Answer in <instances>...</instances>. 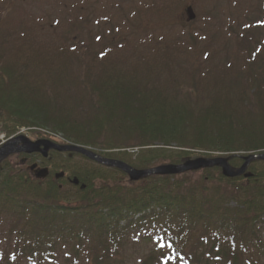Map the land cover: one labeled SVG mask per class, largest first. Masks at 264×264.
Masks as SVG:
<instances>
[{"label": "trees", "instance_id": "obj_1", "mask_svg": "<svg viewBox=\"0 0 264 264\" xmlns=\"http://www.w3.org/2000/svg\"><path fill=\"white\" fill-rule=\"evenodd\" d=\"M12 67L7 85L0 83V124L8 131L20 125L48 126L109 157L115 148L154 145L138 154V168L153 166V160L181 163L217 153L239 166L243 156L264 152V76L251 67L230 80L246 86L237 100L213 92L199 96L195 90L187 94L189 100L170 98L150 81L136 83L134 75L113 90L92 88L89 83H112L115 78L87 74L80 89L82 102L72 93L69 110L47 93V85L41 89L35 80L28 85L24 66ZM171 145L183 149L169 154ZM250 170L253 177L248 179L227 178L220 167H211L196 181L185 173L131 182L123 172L118 177L106 175L101 167L84 169L76 173L81 183L76 203L68 205L61 203L66 195L56 182L48 180L43 188L32 176L25 179L0 168V214L14 217L11 231L18 251L32 259L63 241L77 250L86 247L90 264H109L131 232L141 233L148 223L158 222L174 247L159 259L162 264H203L201 246L214 255L212 264H251L248 260L258 262L264 256V161L253 162ZM205 178L216 179L217 187L209 190ZM159 262L151 257L141 264Z\"/></svg>", "mask_w": 264, "mask_h": 264}, {"label": "rangeland", "instance_id": "obj_2", "mask_svg": "<svg viewBox=\"0 0 264 264\" xmlns=\"http://www.w3.org/2000/svg\"><path fill=\"white\" fill-rule=\"evenodd\" d=\"M188 6H192L193 20L188 19ZM261 46H264V0H0V83L9 82L13 63L24 66L21 70L29 74L28 85L33 80L41 89L47 85V93L57 96L67 110L72 93L78 97L77 103L82 102L80 89L87 74L108 73L115 78L112 83H89L92 88L113 90L126 85L128 76L134 75L136 83L144 85L150 81L156 90L170 98L186 96L189 100L187 94L195 90L199 96L213 92L237 100L246 86L230 83L234 75L251 67L250 70L261 71L264 76V49L260 51L262 56H258ZM117 79L121 82L117 83ZM3 88L0 84V91ZM201 104L207 103L201 100ZM73 113L79 114V109ZM19 132L32 138L36 132L53 133L60 140L74 143L62 131L48 126L20 125L8 131L0 124V139ZM86 146L96 149L93 145ZM152 147L115 148L111 155L139 166L138 154ZM167 148L169 154L183 149L176 145ZM20 159L19 156L7 159L1 170L25 179L31 177L26 169L29 162L21 164ZM168 162V158L153 160L152 165ZM47 163L55 170H65L70 177L80 169H100L78 154H54ZM260 165L257 163L258 169ZM101 169L108 176H121L118 170ZM202 173L193 171L187 176L196 181ZM215 180L206 179L209 190L217 187ZM47 181L42 182L43 188ZM64 184L66 198L61 203L74 205L77 188L66 179ZM14 223L10 213L0 214V264H90L86 247L77 250L63 241L40 259L23 256L15 242ZM141 232L127 236L120 243L119 255L111 258L109 264H141L151 257L159 262L172 252L174 247L167 241L168 234L158 222L148 223ZM199 254L203 255V264L214 261V255L210 257L204 246ZM171 259L167 262L171 263ZM248 261L264 264V256L258 262Z\"/></svg>", "mask_w": 264, "mask_h": 264}, {"label": "water", "instance_id": "obj_3", "mask_svg": "<svg viewBox=\"0 0 264 264\" xmlns=\"http://www.w3.org/2000/svg\"><path fill=\"white\" fill-rule=\"evenodd\" d=\"M188 13H189V19L190 20L194 19L195 15L192 11V8H188ZM41 146H44V148L42 149ZM50 147H54L61 151L79 152L100 163L106 164L108 166H116L122 169L123 171H125L126 173H128V175L131 177L132 180H138L141 177H144L146 175L153 174V173H157V174L178 173L184 170L197 169L200 167H206V166H211V165L222 166L224 175L228 177H234V176L243 174L252 160L264 159V154H255V155L246 157L244 165L238 170H234L228 164L227 160L224 158H214V159L198 158L195 160L187 161L183 165L169 164V165L158 166L152 169L139 170L120 160L103 158L97 155L96 153H94L93 151L85 147H82V146H78V145L60 146V145H54L48 140L30 141L25 136H18L8 141L2 147H0V161L12 153H18V152L32 153L36 151H41L45 156H47V151ZM36 167H37V164H33L31 166V169L34 170L36 177L45 178L48 176L49 174L48 168H37L36 169ZM250 175H251L250 173L245 174V176L247 177ZM61 176H63V173L57 174L56 177L59 178ZM77 182L78 181L75 180V183Z\"/></svg>", "mask_w": 264, "mask_h": 264}, {"label": "snow or ice", "instance_id": "obj_4", "mask_svg": "<svg viewBox=\"0 0 264 264\" xmlns=\"http://www.w3.org/2000/svg\"><path fill=\"white\" fill-rule=\"evenodd\" d=\"M160 246H161V247H164L165 245L161 244ZM170 258H171V257H169V259H170Z\"/></svg>", "mask_w": 264, "mask_h": 264}]
</instances>
